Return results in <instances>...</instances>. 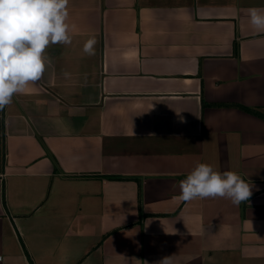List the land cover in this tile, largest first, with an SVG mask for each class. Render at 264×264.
Instances as JSON below:
<instances>
[{"label": "crops", "instance_id": "crops-1", "mask_svg": "<svg viewBox=\"0 0 264 264\" xmlns=\"http://www.w3.org/2000/svg\"><path fill=\"white\" fill-rule=\"evenodd\" d=\"M250 7L69 0L72 43L0 110V264H264V118L238 106L264 114ZM198 163L252 196L180 201Z\"/></svg>", "mask_w": 264, "mask_h": 264}, {"label": "clouds", "instance_id": "clouds-1", "mask_svg": "<svg viewBox=\"0 0 264 264\" xmlns=\"http://www.w3.org/2000/svg\"><path fill=\"white\" fill-rule=\"evenodd\" d=\"M68 5L69 0H0V110L12 103L15 94H23L30 83L42 78L46 65L52 63L45 56L50 45L72 43ZM246 11L252 28L264 31V8ZM95 44V37L89 38L83 52L95 55ZM178 186L177 198L183 202L226 198L238 206L253 194V185L239 174L214 170L207 163H198ZM158 264H170V257Z\"/></svg>", "mask_w": 264, "mask_h": 264}, {"label": "trees", "instance_id": "trees-1", "mask_svg": "<svg viewBox=\"0 0 264 264\" xmlns=\"http://www.w3.org/2000/svg\"><path fill=\"white\" fill-rule=\"evenodd\" d=\"M238 106H239L242 110H244V111H246V112H249V113L255 114V115L259 116V117L264 118V114L261 113V112H259V111H257V110H255V109L249 108V107H247V106H242V105H238Z\"/></svg>", "mask_w": 264, "mask_h": 264}, {"label": "built area", "instance_id": "built-area-1", "mask_svg": "<svg viewBox=\"0 0 264 264\" xmlns=\"http://www.w3.org/2000/svg\"><path fill=\"white\" fill-rule=\"evenodd\" d=\"M26 264H34V262L32 260H28Z\"/></svg>", "mask_w": 264, "mask_h": 264}]
</instances>
